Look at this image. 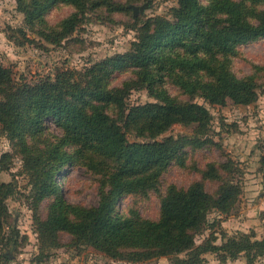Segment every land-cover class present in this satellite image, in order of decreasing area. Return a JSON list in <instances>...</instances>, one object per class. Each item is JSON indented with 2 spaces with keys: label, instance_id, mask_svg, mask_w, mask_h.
Wrapping results in <instances>:
<instances>
[{
  "label": "trees",
  "instance_id": "obj_1",
  "mask_svg": "<svg viewBox=\"0 0 264 264\" xmlns=\"http://www.w3.org/2000/svg\"><path fill=\"white\" fill-rule=\"evenodd\" d=\"M111 1L17 0V5L31 31L59 45L83 24L87 13ZM58 3L75 11L51 26L47 14ZM133 18L138 21L134 11ZM137 32L131 51L83 73L67 70L31 85L16 81L0 66V125L10 139L31 136L30 147L24 145V161L32 176L33 205L36 209L51 200L47 219L34 217L43 251L59 247V234L66 233L69 246L86 245L131 264L162 257L172 264H204L209 253L223 261L245 254L247 264H254L264 256V239L221 233L222 243L217 244L214 230L220 221L211 222L209 215H230L241 187L212 167L205 176L221 181L217 194L201 182L186 189L171 185L160 197L157 219L144 218L137 208L120 214L116 206L123 197H148L167 169L181 162V150L208 135L213 117L194 98L218 106L257 101L256 77L240 78L232 65L239 45L264 38V0H211L207 5L177 0L171 19H149ZM116 69H132L133 78L121 88L108 83ZM169 86L189 100L174 98ZM133 88L146 90L155 103L128 107ZM48 121L58 134L45 132ZM175 125L193 127L192 138L166 137ZM261 161L264 165V154ZM67 163L94 178L99 187L96 206L72 204L62 194L57 177ZM14 192L13 183L0 182V228L9 212L6 201ZM207 230L209 236L198 243Z\"/></svg>",
  "mask_w": 264,
  "mask_h": 264
},
{
  "label": "rangeland",
  "instance_id": "obj_2",
  "mask_svg": "<svg viewBox=\"0 0 264 264\" xmlns=\"http://www.w3.org/2000/svg\"><path fill=\"white\" fill-rule=\"evenodd\" d=\"M199 1L207 5L211 0ZM118 6L123 8L117 9ZM176 6L177 0H112L108 7L101 6L87 13L83 24L69 38L54 45L27 27L24 16L18 11L17 0H0V66L9 70L16 81L31 85L48 77L55 78L67 70L83 73L103 60L131 51L137 30L144 22L157 17L171 19ZM132 7H145L135 16L137 22H134ZM74 11L72 6L58 3L47 14V21L55 26ZM237 51L233 70L240 78L256 77L260 85L257 101L248 106L235 105L231 101L218 106L194 98L193 101L204 105L213 117L208 135L199 137L201 143L187 145L181 150L184 154L181 162H174L167 169L159 188L148 197L121 198L116 206L118 213L125 214L137 208L144 218L157 219L160 197L171 185L186 189L201 182L215 195L221 181L205 176L212 167L210 170L222 177H231L241 187L239 201L230 215L215 211L209 215L211 222L220 221V227L214 230L217 244L222 243L221 233L228 237L243 234L253 240L264 239V165L261 161L264 154V71L259 70L264 67V38L241 44ZM132 78V69H116L111 71L108 83L111 88H121ZM169 92L179 101L189 100V96L173 86H169ZM127 98L128 107L155 103L146 90L133 88ZM47 124L46 133L58 134L53 123L48 121ZM165 136L192 138L193 127L175 125ZM129 138L132 140L131 136ZM30 141L31 136L25 133L10 139L0 125V182L13 183L15 188L6 201L9 212L0 228V255H10L12 259L5 261L0 257V264H131L86 245L69 246L71 237L66 233L59 234V247L43 251L34 217L45 221L51 200H43L36 209L33 205L32 176L24 161V145L30 147ZM63 170L57 182L65 198L72 204L96 206L99 187L94 178L84 168L70 163ZM209 234L207 230L198 238V243ZM204 261V264H247V257L241 254L223 261L217 254L209 253ZM140 264H172V261L162 257ZM254 264H264V256L258 257Z\"/></svg>",
  "mask_w": 264,
  "mask_h": 264
},
{
  "label": "water",
  "instance_id": "obj_3",
  "mask_svg": "<svg viewBox=\"0 0 264 264\" xmlns=\"http://www.w3.org/2000/svg\"><path fill=\"white\" fill-rule=\"evenodd\" d=\"M145 7H140V8H137V7H134V16H136L138 14V12L140 11H143Z\"/></svg>",
  "mask_w": 264,
  "mask_h": 264
}]
</instances>
